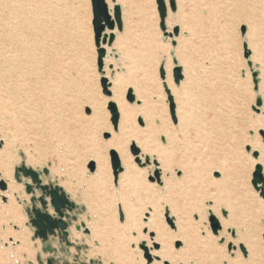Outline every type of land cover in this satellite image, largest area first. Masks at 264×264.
I'll return each instance as SVG.
<instances>
[{
    "label": "rangeland",
    "instance_id": "obj_1",
    "mask_svg": "<svg viewBox=\"0 0 264 264\" xmlns=\"http://www.w3.org/2000/svg\"><path fill=\"white\" fill-rule=\"evenodd\" d=\"M115 1L127 29L116 31L110 49L105 46L104 75L113 84L118 81L121 117L124 107L131 110L132 116L121 126L123 138L141 141V154L148 152L159 161V178L152 174L156 160L143 168L132 161L142 180L120 184L117 195L107 145L102 152L103 141L97 135L99 127H111V122L97 69L90 0H37V35L29 38L37 41L32 69L39 77L23 78L36 84L37 95L16 100L26 106L25 114L12 111L0 85V155L5 156L0 161V182L6 185L0 189V250L7 253V260L0 258V264H145L139 243L145 235L140 231L141 220L149 206L153 209L149 228L164 237L190 235L198 242L192 255L182 253L184 248L172 241L171 249L182 253L183 264H264V201L250 184L255 162L260 161L244 151V145L251 144L264 158L260 128L253 126L256 119H264V108L259 113L252 110L256 97L264 96V15L253 19L248 0H176V12H168V22L170 28L179 25L180 31L178 37L163 43L154 0ZM0 22H11L1 8ZM242 25L247 27L252 69L239 51ZM172 40L176 41L175 58ZM161 56L166 57L168 84L176 98V126L167 116L164 90L157 87L155 69ZM174 60L184 76L179 85L173 82ZM253 70L259 73V92L253 86ZM128 89L137 97L131 106ZM28 102L38 108L31 110ZM86 105L93 107L99 122L85 115ZM137 112L145 120L151 115L153 122L139 128ZM250 129L256 134L251 135ZM6 136L13 138V146L5 145ZM113 139L116 144L122 142L115 134ZM100 156L104 167L90 172L89 158L98 162ZM21 168L39 173L42 186L57 188L73 204L74 208H66L72 219L64 231L45 238L36 234L32 210L53 214V209L43 191L26 192L25 184L33 183L20 173ZM40 198L48 202L47 209L38 202ZM117 200L125 206L123 223ZM209 200L222 226L219 235L211 230ZM165 205L176 216L175 232L162 223ZM225 210L227 218L222 214ZM193 212L199 213V222L192 218ZM230 226L235 227V237L225 231ZM222 238L224 244L219 243ZM239 245L245 246L247 256ZM153 264L159 262L154 258Z\"/></svg>",
    "mask_w": 264,
    "mask_h": 264
},
{
    "label": "snow or ice",
    "instance_id": "obj_2",
    "mask_svg": "<svg viewBox=\"0 0 264 264\" xmlns=\"http://www.w3.org/2000/svg\"><path fill=\"white\" fill-rule=\"evenodd\" d=\"M154 2L157 5V11L159 14V38L161 42L167 43L168 38L175 32V34H179V25H175L174 29L169 27L168 22V12L171 10L173 13L176 12L177 9V3L176 0H154ZM107 19V16H105ZM115 19L117 21H120V30L123 31V22L121 19V9L120 5H116V16ZM111 27V25H110ZM103 31V29H101ZM247 27L241 26V37H240V44H239V51L241 54V58L244 63H246L249 67V69H252V62H251V50L249 48L248 42H247ZM107 39V37H105ZM112 39H115V35L112 36ZM100 36L99 33H97L96 37V45L97 48H100ZM173 44V50H172V56L175 58V49L174 46L176 44L175 40H172ZM178 61L174 60V63H177ZM166 64V57L161 56L159 60V64L156 67L155 71L158 74V84L157 87L160 89H163V96L165 100L169 104V109L167 116L171 119L173 126H176L179 124V117L176 112V98L175 95L172 93L169 84H168V70L165 67ZM97 69L100 72L101 76V90L106 93L107 97V103L106 107L110 111V115L107 117L108 120L111 122V127H105L101 126L97 130V135L102 139L103 143L101 144V151H104V145H107V154L109 162L111 163V166L113 168V174H112V181L114 186L117 189V195H119L120 190V173L124 171L123 164H122V157L120 156V149L117 147L116 142L114 141L113 137L114 134L116 136H120L122 139L123 147L124 149L131 155L132 161L140 168L146 167L149 164L153 162V160H156V158L152 155H150L148 152H143L140 146L138 145V142L135 137H128L123 138L121 133V113L119 110V107L115 100L111 99L112 92L109 90L111 85L106 82V78L104 75V61H103V50L101 49L97 54ZM179 69H177V74L175 78V83L179 85L180 79L183 77L179 75ZM241 75H245L243 69H241ZM259 73L257 71L253 70V86L254 89L259 92ZM126 99L128 102H130V106L132 103L137 102V97L134 95V92L132 89H129ZM103 103V101H101ZM143 101H139V104H142ZM261 108H264V96L258 95L256 97L255 102L252 105V110L254 113H259ZM85 115L88 117H92L93 119H96L97 122H99V118L95 116L93 112V107L91 105L85 106ZM136 125L143 129L147 121L144 119V115L142 113L137 112L136 113ZM156 123L159 124L160 121L157 119ZM259 135L262 138L261 143L264 145V127H261L259 130ZM251 135H255V130H249ZM160 139L162 142L166 143L167 138L161 134ZM111 142V143H109ZM3 147V140L0 139V148ZM244 151L251 153L253 159L260 161L256 164L254 175H259L262 170H264V158H261L260 151H254L251 147V144H245L244 145ZM23 155V153H21ZM90 172H95L97 168V161L95 158H89L88 165ZM154 172L152 173L157 178H159V161L156 160V163L154 164ZM217 176H219V173H217ZM264 179V178H262ZM253 186L255 187L257 184V181L254 179L252 181ZM259 198L261 201H264V187H260L258 189ZM213 202L211 200L206 202V211L209 214V219L212 221V229L216 235H219V232H217V229H220L222 226L219 223V220L214 216L213 213ZM116 209L119 213V218L121 223H123L127 219V215L125 212V206L122 201L117 200L116 202ZM145 215L143 216L141 220V224L143 225L140 231L145 233V235L141 238L139 247L143 250L144 256H145V264H153V251H157L160 248V244L158 242H153L154 238L156 236L155 228H149L148 223L150 219L152 218L153 209L151 206L144 209ZM223 216L225 218L228 217V212L225 210L223 211ZM192 218L199 222L201 220V217L199 213L193 212ZM176 216L172 213L171 208L167 205L164 206V212H163V221L162 223L168 228L170 232H175L177 230V224H176ZM227 232V235L235 237L236 231L234 226H230L228 229L225 230ZM202 235H207L206 232H202ZM132 235H136V230L133 229ZM220 244L225 243V239L222 238L219 241ZM130 246L135 249L137 247V244L135 241L130 242ZM175 246L177 248H180L183 246V240L179 237L176 238ZM233 245L229 243V249L231 250ZM241 247H244L241 245ZM244 255L247 256V251L244 252ZM155 260L159 262V264H168L166 259H163L160 257L158 251L157 255L155 256ZM98 264V262H97Z\"/></svg>",
    "mask_w": 264,
    "mask_h": 264
},
{
    "label": "bare ground",
    "instance_id": "obj_3",
    "mask_svg": "<svg viewBox=\"0 0 264 264\" xmlns=\"http://www.w3.org/2000/svg\"><path fill=\"white\" fill-rule=\"evenodd\" d=\"M36 1L37 0H0V8L8 14L11 20L10 23L0 22V85L3 94L6 95L7 98L9 99L8 105L11 106L12 111L15 112V114H19V113L25 114L24 109L26 108L25 105L18 104L16 100L37 95L36 84L35 86H33L31 84L32 82H30L29 79L28 82H25V80L23 79L24 76L26 75L29 78L30 76H32V78L34 79H38L39 77V76L37 77L36 70L32 69L35 67L36 64L34 48L37 47V41L36 39L30 40L29 38L33 36V34H36L35 32H37L38 21H37ZM248 2H249V6H248L249 15L253 19H256L257 17L264 15V0H248ZM107 4L109 10L111 11L112 6L110 5V2L108 0H107ZM57 7L55 9H58ZM3 48H11L12 50H5ZM25 48H32V49L25 52ZM107 83L112 85L110 88L112 92L111 99L115 100L119 107L120 99H119L118 81L115 80L114 84L111 81H107ZM27 105L29 108H31V110L34 111L38 108V106L35 105L33 102L31 103L28 102ZM124 108L120 121L121 126L122 125L124 126L125 123L127 122V119L130 116H132L131 110L129 108H125V109ZM97 109H98V105H97ZM146 121H147L146 126H149L148 123L153 122V118H151V115H148V119ZM253 126L255 128L264 127V119H256L255 122H253ZM12 139L13 138L9 139L6 136L5 145L13 146L14 142ZM138 142L141 144L140 140H138ZM116 145L120 149V156L122 157V164L124 168V172L120 173L121 187L129 184H135L138 181L142 180V174L139 171H137L134 163H132L131 157L128 155L127 151L123 147V143L119 142ZM3 158H5V156L0 155V161H2V163H3ZM97 159H98L97 169L103 168L105 165V161L102 162L103 160L101 156ZM255 164H257V162H255ZM159 170H161L160 167ZM2 173L4 175H7L8 170L6 168H3ZM152 224L153 222L150 219L148 223V227H152ZM83 227L84 229L86 228L85 225H83ZM176 238L177 236H172V235H167L166 237H164V234L158 230L156 232V236L153 241L154 243L156 241L160 242L161 248L158 253L161 258L167 260L168 264H183L181 260L182 253L188 254L190 252L192 255H196L193 251L194 249H196V247H198V242H196V240L193 239L190 235L179 236V238L183 240L182 247L184 248V252L177 253L173 251L171 249V243L174 240L176 241ZM245 251L247 250L245 249ZM6 254L7 253L5 251L0 250L1 259H6L7 258ZM152 255L155 258L156 255L154 253Z\"/></svg>",
    "mask_w": 264,
    "mask_h": 264
},
{
    "label": "water",
    "instance_id": "obj_4",
    "mask_svg": "<svg viewBox=\"0 0 264 264\" xmlns=\"http://www.w3.org/2000/svg\"><path fill=\"white\" fill-rule=\"evenodd\" d=\"M111 1L113 3V7L110 11L108 4H107V0H90L91 14H92L91 26H92V32H93V37H94V44L97 49V54L101 49L103 50V58L105 57V54H106V50L104 47L105 46L111 47V45L114 42V39H112V36L114 35L113 32L115 30L120 31V21H117L115 19V16H116L115 0H111ZM169 11L172 12L171 10ZM105 16H107V19L105 18ZM158 17H159V14H158ZM101 29H103V31H101ZM106 31H108L109 34H106ZM97 33H99L100 41H101L99 49L97 48V45H96ZM173 36L177 37L178 34H175V32H173L170 38ZM105 37H107V39H105ZM177 69L180 70L179 75L183 77L181 67H179L177 63H174V68L172 69V77H173V82L175 85H177L175 83ZM251 77H252V82H253V71L251 73ZM182 79H180V82L182 81ZM104 94L106 95V93ZM168 108H169V104H168ZM107 110L109 111L108 108ZM255 168H256V164L254 165V170L251 175L250 184L253 190L258 194V189L260 187H264V179H262L264 178V173L262 170L259 175H254ZM19 171L24 177L26 178L29 177L33 183V185L25 184L26 192L31 193L34 191V188L43 191V193H45L46 196L49 198V204L51 208L53 209V214H50L49 212H47V210L46 212L36 210V209L32 210L31 225L34 227L36 234L40 238H45L47 235H53L55 231H58V232L64 231L67 228L68 223L72 219L70 218L69 213L66 212V208H70V209L74 208L73 204H70L69 201L67 200V196L62 194L57 188H49L47 186H42L41 180L39 178V173L34 172L29 169H25V168H21ZM155 178L158 179L156 176ZM254 179L257 181V184L255 187L253 186V183H252ZM4 186L5 184L0 182L1 190H5ZM38 202L41 203V205L43 206V209L48 208L47 207L48 202L43 200V198H40ZM210 222L212 225V221ZM76 228L77 230L80 229L79 226ZM263 229H264V222H263ZM211 230L213 234H215L212 229V226H211ZM218 230H221V228L217 229L216 231ZM63 236H66V233H63ZM263 242H264V235H263ZM239 249L244 254L245 252L244 247H241V245H239Z\"/></svg>",
    "mask_w": 264,
    "mask_h": 264
},
{
    "label": "crops",
    "instance_id": "obj_5",
    "mask_svg": "<svg viewBox=\"0 0 264 264\" xmlns=\"http://www.w3.org/2000/svg\"><path fill=\"white\" fill-rule=\"evenodd\" d=\"M115 4L118 5V4L116 3V1H115ZM112 7H113V6H112ZM120 9H121V7H120ZM121 19H122V22H123V31H124V30L127 29V26L125 25V23H124V21H123V12H122V9H121ZM116 31H117V30L114 31L115 34H116ZM123 31L120 30V31H117V32H118V33H122ZM106 34H109V32L106 31ZM115 34H114V35H115ZM114 41H115V39H114ZM113 44H114V42H113ZM113 44H112V45H113ZM106 47H107V46H106ZM104 48H105V47H104ZM110 48H111V47H108V49H110ZM105 49H106V48H105Z\"/></svg>",
    "mask_w": 264,
    "mask_h": 264
}]
</instances>
